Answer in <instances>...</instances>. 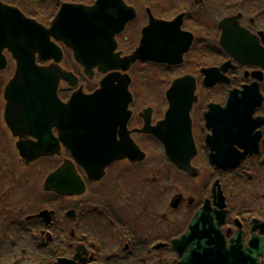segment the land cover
Returning <instances> with one entry per match:
<instances>
[{
    "label": "flooded vegetation",
    "instance_id": "1",
    "mask_svg": "<svg viewBox=\"0 0 264 264\" xmlns=\"http://www.w3.org/2000/svg\"><path fill=\"white\" fill-rule=\"evenodd\" d=\"M0 1L49 26L62 3L97 0ZM40 1L49 7L38 9ZM124 2L134 16L115 37L122 55L139 45L151 17L182 14L191 34L181 62L129 68L126 120L122 108L114 112L116 89L105 101L120 120H101L102 106L85 96L99 89L104 73L85 72L50 36L61 61L49 51L41 60L37 49L35 62L71 73L52 97L65 104L78 92L86 101L82 120L67 112L45 118L17 102L14 133L5 88L17 62L7 47L0 51V264H264V0ZM225 18L227 48L218 27ZM234 52L248 57L240 62ZM211 68L220 69V79ZM184 76L193 81L175 85L168 97ZM170 108L172 120L163 123ZM71 150L81 151L79 161ZM191 151L187 164L178 159Z\"/></svg>",
    "mask_w": 264,
    "mask_h": 264
},
{
    "label": "water",
    "instance_id": "2",
    "mask_svg": "<svg viewBox=\"0 0 264 264\" xmlns=\"http://www.w3.org/2000/svg\"><path fill=\"white\" fill-rule=\"evenodd\" d=\"M4 11L17 13L16 17H10L7 13L0 16V51L7 47L17 62L13 77L5 88L7 99L5 111L7 119L14 122L11 125L14 133H16L17 118L12 112H17V102L27 104V110L23 111L31 112V114L45 113V118L52 112H67L71 114V120L78 123L82 120L81 114L86 101L78 92H75L65 104L58 103L56 96L52 97L56 82L60 78L67 79L71 73L62 72L52 66L41 67L35 62L34 52L39 51L38 55L41 60L46 59L44 55L48 51L52 54L54 48L50 44V36L61 40L72 50L74 59L84 66L85 72L96 67L99 72L105 74L100 81L99 89L92 95L85 96L89 97L91 102L97 100L102 106L99 115L104 123L111 120H114V123L119 122L120 119L116 114L119 108H122L119 111L123 112L129 102L130 96L127 92L129 76L122 72H126L137 60L179 63L182 60L183 52L190 43L191 34L180 29L182 14L171 21L157 20L151 17L149 23L142 30L138 47L131 54L121 56L120 52H115L117 47L115 35L120 33L125 24L134 16L132 7L125 5L122 0H97L92 6L65 3L48 28L25 17L17 8L0 2V12ZM230 20L225 18L218 24L221 29L220 44L225 48H227L225 41L231 40L230 36H232L225 29V25L230 23ZM37 49L39 50L35 51ZM55 51L56 53L52 55L59 62L62 58L61 50L56 46ZM261 52L264 53L263 50ZM42 54L44 55L42 56ZM231 54L240 62L244 60V57H248V55L237 52ZM5 64L4 56L0 55V68H3ZM261 65L264 67V64ZM223 68L222 66L220 69ZM116 69L119 71L115 72ZM220 69L211 68L208 71L214 73L215 79H220L218 72ZM192 79L190 76L175 79L167 96L176 94L175 85L186 83ZM20 88H25L28 91L23 94L19 92ZM114 89H116L114 96L118 97L114 108L116 114L107 108L105 101L109 92ZM19 110L21 111V109ZM173 112H175L174 108L168 110L166 121L163 123L171 122V113ZM114 115L113 119H106ZM60 119L58 118V120ZM124 119L126 120L125 116ZM101 126L103 128V125ZM36 150L37 146L34 153ZM71 153L74 159L79 161L77 156L81 151L78 153V150H71ZM87 154L92 155L94 152L88 151ZM192 154L193 151L187 154L186 158L178 157V159L186 161L187 164ZM173 160L175 163L177 162L175 158ZM77 182L79 183L78 179ZM185 237H191L190 231Z\"/></svg>",
    "mask_w": 264,
    "mask_h": 264
},
{
    "label": "rangeland",
    "instance_id": "3",
    "mask_svg": "<svg viewBox=\"0 0 264 264\" xmlns=\"http://www.w3.org/2000/svg\"><path fill=\"white\" fill-rule=\"evenodd\" d=\"M183 1L185 2L186 5L191 6V4L189 2H187V0H183ZM39 3H40V5H42V6L39 5V7H38V9H40V10H45L44 7L45 8L49 7V4L47 3V1H40ZM184 187L186 190V187H188V186H184Z\"/></svg>",
    "mask_w": 264,
    "mask_h": 264
}]
</instances>
